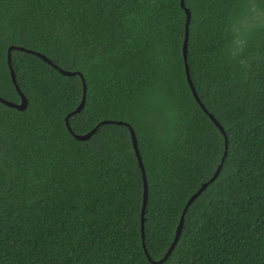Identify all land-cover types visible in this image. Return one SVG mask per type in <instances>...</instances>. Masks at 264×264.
<instances>
[{
	"label": "trees",
	"instance_id": "obj_1",
	"mask_svg": "<svg viewBox=\"0 0 264 264\" xmlns=\"http://www.w3.org/2000/svg\"><path fill=\"white\" fill-rule=\"evenodd\" d=\"M185 5L191 78L228 154L162 264H264V22L242 28L264 0ZM186 25L181 0H0L1 98L21 102L8 62L20 46L83 74L75 133L107 120L135 129L154 261L226 146L188 83ZM11 56L29 104L0 102V264H154L130 129L106 124L77 140L66 117L83 101L81 77L24 51Z\"/></svg>",
	"mask_w": 264,
	"mask_h": 264
},
{
	"label": "water",
	"instance_id": "obj_2",
	"mask_svg": "<svg viewBox=\"0 0 264 264\" xmlns=\"http://www.w3.org/2000/svg\"><path fill=\"white\" fill-rule=\"evenodd\" d=\"M181 5L182 8L185 9L186 13H187V25H186V34H185V41H184V46H183V54H184V59H185V63H186V73H187V79H188V83L190 85V88L192 90V93L197 101V103L200 105V107L204 110V112L211 118V120L216 124V126L220 129V131L223 133L224 137H225V142H226V146H225V153L222 159L221 164L219 165L217 171L215 172L214 176L206 183H204L201 188L191 196V198L188 200L184 212L182 214L180 223L177 227L176 230V236L174 239L173 244L171 245L170 249L168 250L167 254L164 256V258H162L159 261H154L151 256L149 255L148 249H147V245L145 242V214H146V209H147V204H148V196H149V186H148V181H147V176H146V170L142 161V157H141V153L139 150V146H138V138L136 135V131L135 129L128 123L123 122V121H111V120H107V121H103L101 123H99L92 131H90L87 134L84 135H80L75 133L69 123V118L72 115H76L82 112V110L85 107V103H86V93H87V85L84 79V76L81 72L75 71H67V70H63L62 68H60L58 65L54 64L53 61L48 58L47 56L33 51V50H29L26 49L24 47H20V46H12L9 48V52H8V62L10 65V69H11V75H12V79L13 82L21 96V102L20 103H16V102H12L9 100H6L4 98L0 97V102H2L3 104L7 105L10 108H15L19 111H25L28 107L29 101L27 99V97L25 96V94L21 91L20 86L17 82V78H16V73L15 70L13 69V65H12V56H11V52L13 50H18V51H24L30 54H34L37 57L41 58L42 60H44L46 63H48L49 65H51L52 67H54L55 69L59 70L63 75L65 76H77L79 75L81 77V79L83 80V84H84V95H83V101L80 104V106L71 114H69L66 117V124H67V128L68 130L71 132V134L79 141H87L89 139H91V137L97 132V130L102 126V125H106V124H119V125H126L129 129H130V133H131V137H132V142H133V146L136 152V155L138 157L139 160V164L141 167V170L143 172V180H144V202H143V209H142V220H141V232H142V239H143V246H144V250H145V254L148 256L149 260L151 262H153L154 264H162L164 263L172 254V252L174 251V249L176 248L180 237L182 235V231H183V227H184V222H185V216L186 213L188 211V209L190 208V206L202 195V193L208 188V186L210 184H212L219 176L221 169L224 165V162L226 160L227 154H228V138L225 132L224 127L219 123V121L209 112V110L205 107V105L203 104V102L201 101V99L199 98V95L195 89V86L193 84L192 78H191V74H190V70H189V65H188V61H187V53H188V39H189V35H190V22H191V11L186 7L185 5V0H181Z\"/></svg>",
	"mask_w": 264,
	"mask_h": 264
},
{
	"label": "rangeland",
	"instance_id": "obj_3",
	"mask_svg": "<svg viewBox=\"0 0 264 264\" xmlns=\"http://www.w3.org/2000/svg\"><path fill=\"white\" fill-rule=\"evenodd\" d=\"M259 22H264V11L261 10L259 11L257 9H254L251 17L245 18L244 21L242 22V28H245L246 26ZM237 32L239 34H242V30L240 29H237Z\"/></svg>",
	"mask_w": 264,
	"mask_h": 264
}]
</instances>
